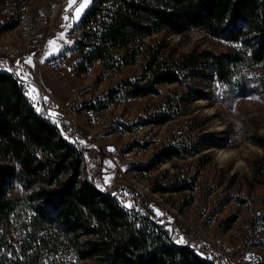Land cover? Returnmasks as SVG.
I'll use <instances>...</instances> for the list:
<instances>
[{"label": "rangeland", "instance_id": "374dc122", "mask_svg": "<svg viewBox=\"0 0 264 264\" xmlns=\"http://www.w3.org/2000/svg\"><path fill=\"white\" fill-rule=\"evenodd\" d=\"M82 2L75 0L70 7V0L25 4L0 0V57L4 56L0 70L15 71L21 79L41 85L50 114L67 119L70 125L60 122L64 132L71 142H81L87 176L101 189L130 193L134 205L128 208L135 207L153 220L163 217L170 228L179 227L189 243L220 240L233 255L229 264H253L249 254L258 255L255 264H264V186L255 182L264 148L251 138L264 136V64L242 67L237 78L243 81L233 85L215 78L192 80L188 89L161 85L160 94L131 96L129 82L146 72L143 59L113 70L99 62L87 72L78 71L83 57L76 50L83 31L80 24L93 0H88L77 20L76 9ZM18 18L16 28L4 29ZM156 39L173 57L193 50L220 54L241 46L200 29L184 34L164 31ZM29 58L31 64L26 62ZM241 86H246L245 92ZM195 90L206 97L180 101L172 110L168 107V94L181 100ZM166 111L172 114L170 120L148 123ZM204 134L220 144L141 169L165 147L191 145ZM186 183L190 186L182 190L164 189ZM17 220L12 228L4 225L10 246L0 249V264H17L25 236ZM59 256L68 264H94L78 261L73 254Z\"/></svg>", "mask_w": 264, "mask_h": 264}, {"label": "trees", "instance_id": "16d2710c", "mask_svg": "<svg viewBox=\"0 0 264 264\" xmlns=\"http://www.w3.org/2000/svg\"><path fill=\"white\" fill-rule=\"evenodd\" d=\"M19 19L4 29L16 28ZM80 28L79 72L99 62L109 70L146 62L140 80L129 82L133 86L128 93L135 97L160 94L161 85L188 89L192 80L237 84L243 81L237 78L242 67L264 64V0H93ZM193 29L241 46L220 54L193 50L173 57L156 39L164 31L184 34ZM241 87L245 92L246 86ZM206 95L195 90L180 100L168 94V107ZM171 116L166 111L148 123L163 124ZM53 120L60 118L42 116L28 102L15 71L0 70V249L10 246L4 225L12 228L18 219L25 236L17 264H68L62 254L94 264H215L189 246L167 241L151 217L135 207L130 210L116 193L101 189L87 176L81 142H71ZM251 138L264 148V136ZM219 144L209 134L200 135L191 145L165 147L141 169ZM255 180L264 186V163L256 166Z\"/></svg>", "mask_w": 264, "mask_h": 264}, {"label": "built area", "instance_id": "2783aa9c", "mask_svg": "<svg viewBox=\"0 0 264 264\" xmlns=\"http://www.w3.org/2000/svg\"><path fill=\"white\" fill-rule=\"evenodd\" d=\"M11 70H14L11 67ZM22 85L24 87H26V90L28 92H30V94L33 96V98H35L37 100L38 103V107H41L42 112L45 113L48 117L51 116L48 106L46 104V100H45V93L41 87V85L37 82V81H33L29 78H23L22 79ZM58 117V116H57ZM60 120H58V124L62 126V124L60 122H62V118L59 117ZM64 129V128H63ZM120 196V199L125 201V205L129 206V205H134L132 204V200H133V196L128 193H122V194H118ZM131 210V208H130ZM159 220H154L155 222H157V229L159 230V233H164V235L167 237V241L168 240H183V242L181 244H190L193 246H197V248L199 250H201V252H203L205 255H207L209 258H213L215 261V264H229L230 260L232 259L233 255H230V252L228 250V247L226 246V244L220 243V240H214V239H209V238H205L203 240H200L199 242H197V244H192L189 243L185 240V236L183 231L180 230L179 227H175V228H170L164 221L165 220H161L164 219L163 217L158 218ZM168 221V220H167ZM166 224V225H165ZM242 246V245H241ZM248 246V244H247ZM246 245H243V250L245 251V248L247 249ZM248 250V249H247ZM249 253V252H248ZM250 260L253 264L255 263H259V257L255 256L253 254H249L248 255ZM231 258V259H230ZM245 264V263H242Z\"/></svg>", "mask_w": 264, "mask_h": 264}, {"label": "bare ground", "instance_id": "6f19581e", "mask_svg": "<svg viewBox=\"0 0 264 264\" xmlns=\"http://www.w3.org/2000/svg\"><path fill=\"white\" fill-rule=\"evenodd\" d=\"M24 90H25V94H26V97H27L28 102H29V103H30V104L36 109V111H37L40 115L45 116V117H48L45 113L42 112L41 107H38L37 100H36L35 98H33V96L30 94V92H28V91L26 90V87H24ZM53 122H54L55 124H58V121H56V120H53ZM58 125H59V124H58ZM59 126H60V128L64 131L63 127H62L61 125H59ZM117 195H118V194H117ZM118 199L121 201V203H122L124 206L129 207V206L125 205V201L122 200V199H120V196H119V195H118ZM170 241H171V242H174V243H176V244H179V245H186V246H189V247L193 248V249L196 251V253H198L200 256H202V257H206V258H209L207 255H205L203 252H201V250H199V249L197 248V246H193V245H190V244H181V243H177V241H175V240H170ZM231 244H232V243H231ZM238 247L241 248V245H238ZM253 255L258 256L257 254H253ZM209 259L214 260L213 258H209ZM214 262H215V261H214Z\"/></svg>", "mask_w": 264, "mask_h": 264}, {"label": "snow or ice", "instance_id": "6c2138e0", "mask_svg": "<svg viewBox=\"0 0 264 264\" xmlns=\"http://www.w3.org/2000/svg\"><path fill=\"white\" fill-rule=\"evenodd\" d=\"M72 3H75V0H70V7H71ZM87 3H88V0H83V2L79 5V7L76 9L75 19H77V20L79 19L80 13L83 11V8L87 5ZM65 19H68V17H65ZM49 43L53 44L55 42L54 41H50ZM26 62L31 64L32 63L31 58H29ZM129 207H131V205H129ZM182 242H183L182 239L177 241V243H182Z\"/></svg>", "mask_w": 264, "mask_h": 264}]
</instances>
